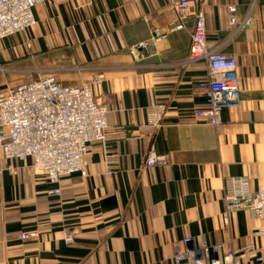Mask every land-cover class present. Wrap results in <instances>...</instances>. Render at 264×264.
I'll use <instances>...</instances> for the list:
<instances>
[{
  "label": "crops",
  "instance_id": "0c3cea01",
  "mask_svg": "<svg viewBox=\"0 0 264 264\" xmlns=\"http://www.w3.org/2000/svg\"><path fill=\"white\" fill-rule=\"evenodd\" d=\"M175 1L43 2L36 26L0 41V93L48 75L66 86L102 76L93 90L109 110L106 140L85 156V178L55 184L32 158L0 151V264H174L186 238L264 257L261 218L248 209L224 218L225 178L245 176L252 190L264 185V0H192L204 13L208 48L238 66L241 102L221 112L218 128L196 117L208 108L194 89L207 65L188 60L193 16L170 32ZM230 6L237 24L247 16L251 24H232ZM152 28L167 37L135 61L129 48L149 40ZM151 150L165 161L147 166ZM32 232V240L18 238ZM241 261L264 264L248 253Z\"/></svg>",
  "mask_w": 264,
  "mask_h": 264
},
{
  "label": "built area",
  "instance_id": "2783aa9c",
  "mask_svg": "<svg viewBox=\"0 0 264 264\" xmlns=\"http://www.w3.org/2000/svg\"><path fill=\"white\" fill-rule=\"evenodd\" d=\"M63 1L72 0H0V41L36 26L34 8L38 4ZM172 8L178 15V23L171 26L170 32L185 29L186 20L195 18L188 60L207 65V78L196 82L194 89L207 98L208 104V108L197 110L195 114L206 124L218 128L222 125L221 112L241 102L237 62L233 56L208 48L205 16L192 0H177ZM229 12L232 24H237L235 7L230 6ZM251 22L252 17L247 16L237 27L244 29ZM167 34L160 28H152L149 40L129 48L131 57L138 62L147 59L151 46L161 43ZM102 78L100 76L91 84L66 86L48 75L0 93V151L10 160L32 158L34 168L55 184L66 176L87 177L85 156L92 144L106 140L109 127V110L98 102L93 90L94 84ZM163 109V105L159 106L158 113L150 116L154 126L159 125ZM164 161V156L151 150L146 165ZM54 194L61 192L55 190ZM224 201L225 219L232 212L248 209L253 216L263 220V227L257 234L264 237V185L252 190L247 177H227ZM36 236L34 232L21 233L18 238L28 241ZM66 242H72L71 234L67 235ZM184 244L185 248L175 255L174 264H241L242 255L246 253L257 262L264 261L255 248L226 250L223 244H210L206 240L198 246L191 238H186Z\"/></svg>",
  "mask_w": 264,
  "mask_h": 264
}]
</instances>
